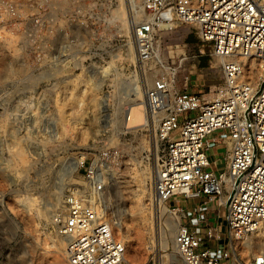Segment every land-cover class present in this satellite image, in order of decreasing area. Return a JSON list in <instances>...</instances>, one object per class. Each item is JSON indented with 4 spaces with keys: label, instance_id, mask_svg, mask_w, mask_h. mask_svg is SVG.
I'll return each instance as SVG.
<instances>
[{
    "label": "rangeland",
    "instance_id": "rangeland-1",
    "mask_svg": "<svg viewBox=\"0 0 264 264\" xmlns=\"http://www.w3.org/2000/svg\"><path fill=\"white\" fill-rule=\"evenodd\" d=\"M108 1L104 20L58 19L57 49L18 50L20 36L0 39V264H68L53 218L70 191L107 216L131 262L154 257L157 264H184L173 242L177 225L195 215L222 224L198 201L179 211L155 198V141L124 121L134 100L143 112L144 88L159 66L137 59L133 25L144 16L142 0ZM198 48L207 60L202 72L195 65ZM209 49L189 24H176L155 53L170 67L187 56L176 84L189 72L190 88L210 98L221 70ZM222 137L216 133L207 151L219 164L225 145L215 142ZM81 153L107 161L103 194L92 193L73 164Z\"/></svg>",
    "mask_w": 264,
    "mask_h": 264
},
{
    "label": "built area",
    "instance_id": "built-area-1",
    "mask_svg": "<svg viewBox=\"0 0 264 264\" xmlns=\"http://www.w3.org/2000/svg\"><path fill=\"white\" fill-rule=\"evenodd\" d=\"M142 11L133 25L137 59L159 66L144 88L140 124L155 141L154 196L179 211L198 201L222 220L205 215L179 223L175 248L184 264H264V0H142ZM108 13V0L97 6L94 0H0V39L20 36L18 50L57 49L58 19L104 20ZM176 24H189L219 60L221 80L210 98L190 88L189 72L176 84L187 56L170 67L155 53ZM219 132L222 164L207 154ZM73 164L92 193H104L106 160L98 164L81 153ZM53 220L68 264H157L154 257L131 262L105 214L80 193L65 194ZM219 240L217 250L212 242Z\"/></svg>",
    "mask_w": 264,
    "mask_h": 264
},
{
    "label": "bare ground",
    "instance_id": "bare-ground-1",
    "mask_svg": "<svg viewBox=\"0 0 264 264\" xmlns=\"http://www.w3.org/2000/svg\"><path fill=\"white\" fill-rule=\"evenodd\" d=\"M141 106L142 104L137 100H134L132 102L131 107L128 108L129 115L125 118V121H124L125 128H131V127L142 124L144 120V113L142 112ZM44 209L45 208H43V210ZM106 220H108L107 216H106Z\"/></svg>",
    "mask_w": 264,
    "mask_h": 264
},
{
    "label": "crops",
    "instance_id": "crops-1",
    "mask_svg": "<svg viewBox=\"0 0 264 264\" xmlns=\"http://www.w3.org/2000/svg\"><path fill=\"white\" fill-rule=\"evenodd\" d=\"M189 41V40H188ZM196 51H198V49H195ZM195 51V52H196ZM194 57H198V58H196L195 60V65H196V68L200 71V72H202L206 67H207V60H206V58L204 57V56H202V54H200V53H195V55H194ZM202 75H199V77H201ZM218 144V143H217ZM199 219L200 217H197V215H195V217L194 218H189L188 219V222L190 221V222H194V220H196V219ZM210 220V222H213V221H215V219H213V218H211V219H209ZM212 244H213V246H214V248L215 249H217V250H219V249H221L222 248V246H223V241L222 240H219V241H214V242H212Z\"/></svg>",
    "mask_w": 264,
    "mask_h": 264
}]
</instances>
